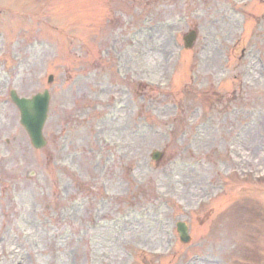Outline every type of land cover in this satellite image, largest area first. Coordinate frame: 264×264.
<instances>
[{
  "label": "rangeland",
  "instance_id": "rangeland-1",
  "mask_svg": "<svg viewBox=\"0 0 264 264\" xmlns=\"http://www.w3.org/2000/svg\"><path fill=\"white\" fill-rule=\"evenodd\" d=\"M0 264H264V0H0Z\"/></svg>",
  "mask_w": 264,
  "mask_h": 264
},
{
  "label": "water",
  "instance_id": "water-1",
  "mask_svg": "<svg viewBox=\"0 0 264 264\" xmlns=\"http://www.w3.org/2000/svg\"><path fill=\"white\" fill-rule=\"evenodd\" d=\"M190 43V42H189ZM190 46V44H188ZM53 78H50L52 81ZM12 101L20 109L22 121L21 124L29 133L32 143L36 149H41L46 145V141L42 135L44 122L47 120L49 94L45 91L43 94L34 96L32 99L20 98L15 91L11 92ZM179 231L184 241L189 240L188 230L185 224H179Z\"/></svg>",
  "mask_w": 264,
  "mask_h": 264
}]
</instances>
